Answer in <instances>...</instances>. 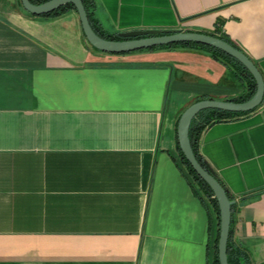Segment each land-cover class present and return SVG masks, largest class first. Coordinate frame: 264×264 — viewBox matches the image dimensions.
<instances>
[{"label":"crops","instance_id":"0c3cea01","mask_svg":"<svg viewBox=\"0 0 264 264\" xmlns=\"http://www.w3.org/2000/svg\"><path fill=\"white\" fill-rule=\"evenodd\" d=\"M106 34H227L264 77V0H90ZM204 48L115 54L79 14L0 0V264H213L218 215L181 168L177 127L197 99L249 92ZM199 154L235 203L241 264H264V99L208 125Z\"/></svg>","mask_w":264,"mask_h":264},{"label":"water","instance_id":"95a60500","mask_svg":"<svg viewBox=\"0 0 264 264\" xmlns=\"http://www.w3.org/2000/svg\"><path fill=\"white\" fill-rule=\"evenodd\" d=\"M24 8L35 15L52 12L63 5L72 3L79 14L87 40L97 49L108 53L132 52L154 46L179 42H196L219 48L238 59L252 73L257 83L256 93L247 101L202 99L189 105L180 116L177 133L179 145L196 172L210 185L220 207L219 259L221 264H229L228 241L232 223V207L228 190L219 180L216 172L208 164L201 163L191 144L190 127L194 117L203 109L219 108L228 111L246 112L258 107L264 99V77L256 63L241 49L220 37L196 31L181 29H138L120 33L124 39H106L93 28L83 0H47L35 4L31 0H21Z\"/></svg>","mask_w":264,"mask_h":264},{"label":"trees","instance_id":"16d2710c","mask_svg":"<svg viewBox=\"0 0 264 264\" xmlns=\"http://www.w3.org/2000/svg\"><path fill=\"white\" fill-rule=\"evenodd\" d=\"M35 4H40L43 3L47 0H31ZM84 5L86 6V9L88 11L89 19L90 22L95 29V31L102 37L106 39H114V40H121L124 39L123 37L120 36V34H106L101 32L93 23V18L90 12V0H83ZM69 9H74L77 11L76 7L72 3H68L66 5L61 6L60 8L46 13L42 14L41 16H50V15H60L66 12ZM222 21H219L217 24L216 29L213 32H204L208 33L211 35H214L216 37H220L223 40L231 43L235 47L241 49L239 46L235 44V42L225 33L222 32L221 25ZM177 45H190L191 47H199V48H204L207 49L214 58L222 61L224 64L230 65L234 67L237 72L242 73L247 75L249 78L248 81V87H249V92L246 93L245 95L234 98V99H229L237 102H242V101H247L250 98L253 97V95L256 93L257 90V83L252 75V73L246 68L244 64H242L238 59L235 57L231 56L230 54L226 53L225 51L216 48L214 46L206 45V44H201V43H196V42H179V43H170V44H165V45H159V46H154L146 49H141V50H153V49H160V48H172L176 47ZM242 50V49H241ZM139 51V50H137ZM135 52V51H132ZM125 53H130V52H123V53H115V54H125ZM200 99H197L199 101ZM250 111L246 112H235V111H228L224 109H219V108H206L201 110L193 119L190 127V139H191V144L193 147V150L198 158V160L204 164L200 154H199V141L201 134L203 130L210 124H213L217 121H222L230 118H234L238 115L246 114ZM180 165L181 168L185 171L187 176L190 178L192 184L195 187V190L197 193L200 195L201 198L209 197L211 202L214 204L217 210V215H218V233H217V238L215 240V245H214V257H213V264H221L220 259H219V250H218V244H219V234H220V207L217 198L215 197L213 189L210 187V185L196 172V170L193 168L191 163L187 160L185 157L184 153L181 150V159H180ZM230 196V195H229ZM231 198V196H230ZM232 199V198H231ZM233 208V207H232ZM228 260L229 264H241L242 259L240 256H238V251L234 248V244L232 241V223H231V229H230V236H229V241H228Z\"/></svg>","mask_w":264,"mask_h":264}]
</instances>
